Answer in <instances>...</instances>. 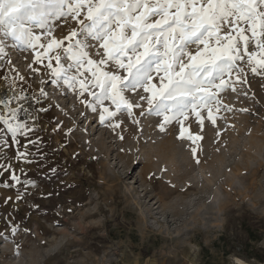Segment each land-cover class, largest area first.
<instances>
[{
	"label": "rangeland",
	"instance_id": "rangeland-1",
	"mask_svg": "<svg viewBox=\"0 0 264 264\" xmlns=\"http://www.w3.org/2000/svg\"><path fill=\"white\" fill-rule=\"evenodd\" d=\"M65 31L57 27L55 34ZM12 43L6 40L8 55L0 60V91L11 97L23 88L33 110L40 105L31 95L41 87L50 98L41 97L48 111L29 137L37 143L21 141L31 162L13 161L21 184L0 172V264H264V77L249 73L248 97L223 92L236 111L221 112L226 120L218 128L206 120L204 139L193 143L187 134L178 139L175 122L161 132L162 116L148 114L146 104L143 116L139 109L134 117L121 112L124 123L114 131L66 86H54L31 50ZM243 107L251 111L240 112ZM186 123L199 133L194 115ZM0 152L13 156L11 149Z\"/></svg>",
	"mask_w": 264,
	"mask_h": 264
},
{
	"label": "snow or ice",
	"instance_id": "snow-or-ice-1",
	"mask_svg": "<svg viewBox=\"0 0 264 264\" xmlns=\"http://www.w3.org/2000/svg\"><path fill=\"white\" fill-rule=\"evenodd\" d=\"M64 26V34L57 36L55 29ZM8 39L13 42L11 47L31 50L34 64L50 69L54 86H66L114 131L124 123L118 118L121 112L134 117V109H139L143 116L146 104L148 114L162 116L161 132L175 122L178 139L187 134L195 143L204 139L206 120L218 128V120H226L221 112L236 111L224 102L223 92L248 97L249 73L264 77V0H0V60L8 55ZM33 62L29 68L38 72ZM12 71L26 82L19 69ZM4 79L9 81L7 76ZM15 83L13 77L9 86ZM41 97L50 98L44 87L38 96L31 95L40 105L34 110L25 106L29 95L23 88L0 99L4 106L0 110V149L13 151L11 159L0 152V159L5 160L0 172H7L17 184L21 179L13 161L17 165L31 162L30 152L21 150L26 149L22 138L27 144L37 143L29 137L37 130L40 114L48 111ZM239 111L251 110L243 107ZM22 112L27 119L20 118ZM193 115L200 130L195 134L186 123ZM132 123L140 121L133 118ZM72 131L68 128L69 134ZM117 135L125 140L122 132ZM191 151L196 157L197 148ZM27 183L35 186L34 181ZM23 198L18 192L16 200ZM11 231L15 234L18 228Z\"/></svg>",
	"mask_w": 264,
	"mask_h": 264
},
{
	"label": "bare ground",
	"instance_id": "bare-ground-1",
	"mask_svg": "<svg viewBox=\"0 0 264 264\" xmlns=\"http://www.w3.org/2000/svg\"><path fill=\"white\" fill-rule=\"evenodd\" d=\"M9 94H10V93H9ZM9 94L6 93V92L0 91V99H5V98L10 97ZM20 115L23 116V117H26V116H27V114H25V113H23V112H22Z\"/></svg>",
	"mask_w": 264,
	"mask_h": 264
}]
</instances>
